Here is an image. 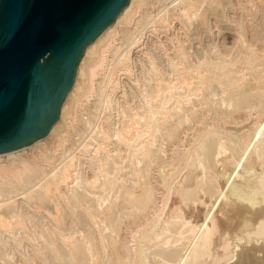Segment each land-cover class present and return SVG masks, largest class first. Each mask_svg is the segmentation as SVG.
Returning <instances> with one entry per match:
<instances>
[{"label": "bare ground", "instance_id": "bare-ground-1", "mask_svg": "<svg viewBox=\"0 0 264 264\" xmlns=\"http://www.w3.org/2000/svg\"><path fill=\"white\" fill-rule=\"evenodd\" d=\"M0 264H264V0H129L0 155Z\"/></svg>", "mask_w": 264, "mask_h": 264}, {"label": "water", "instance_id": "water-1", "mask_svg": "<svg viewBox=\"0 0 264 264\" xmlns=\"http://www.w3.org/2000/svg\"><path fill=\"white\" fill-rule=\"evenodd\" d=\"M129 0H0V155L45 137L85 46Z\"/></svg>", "mask_w": 264, "mask_h": 264}]
</instances>
